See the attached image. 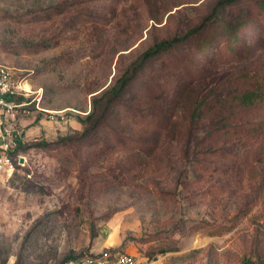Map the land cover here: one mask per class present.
<instances>
[{
  "label": "rangeland",
  "instance_id": "1",
  "mask_svg": "<svg viewBox=\"0 0 264 264\" xmlns=\"http://www.w3.org/2000/svg\"><path fill=\"white\" fill-rule=\"evenodd\" d=\"M0 65L63 115L8 120L0 264H264V101L230 100L264 90V0H0Z\"/></svg>",
  "mask_w": 264,
  "mask_h": 264
},
{
  "label": "built area",
  "instance_id": "2",
  "mask_svg": "<svg viewBox=\"0 0 264 264\" xmlns=\"http://www.w3.org/2000/svg\"><path fill=\"white\" fill-rule=\"evenodd\" d=\"M24 86L14 77L7 66L0 65V182L8 179L15 170V160L11 152L16 148L17 134H12L6 127L9 119L19 114L29 113L30 107L37 111H44L50 118L58 116L63 118L62 112L43 109L40 106L39 94L30 96ZM22 97L23 99H19ZM72 264H144L136 255L123 252L103 251L99 254L87 256Z\"/></svg>",
  "mask_w": 264,
  "mask_h": 264
},
{
  "label": "trees",
  "instance_id": "3",
  "mask_svg": "<svg viewBox=\"0 0 264 264\" xmlns=\"http://www.w3.org/2000/svg\"><path fill=\"white\" fill-rule=\"evenodd\" d=\"M205 27H206V24L202 22L200 25L190 30L185 35V37L187 36L189 37L190 35H195L196 37L199 36L202 33V31H204ZM215 38L216 36H211L209 40H206L204 44L205 47H208ZM181 40L182 38L172 37V38L163 39L159 42L154 43L152 46H150L145 51H143L141 55L131 64L130 66L131 67L130 69H132L131 72L136 73V71H138V69L142 67L144 62H146L149 59H152L153 57L161 54L162 52L170 50L174 45H177L179 41ZM229 47L230 46L228 45V48ZM261 88H262L261 85H256L255 88H250V89L245 88L244 90L240 92L235 91V93H232L230 100L237 102L240 108L245 109L246 106H250V105L264 101V90H261ZM118 90L119 89L117 85H114V87L110 89L113 95L114 94L117 95L119 93ZM19 99H23V98L20 97ZM92 116H93V112L92 113L90 112L84 119H82V121L84 122L86 120H91ZM164 119H165V116H164Z\"/></svg>",
  "mask_w": 264,
  "mask_h": 264
},
{
  "label": "bare ground",
  "instance_id": "4",
  "mask_svg": "<svg viewBox=\"0 0 264 264\" xmlns=\"http://www.w3.org/2000/svg\"><path fill=\"white\" fill-rule=\"evenodd\" d=\"M24 86H25V89H26L27 91H30V89H29V87H28L27 84H25Z\"/></svg>",
  "mask_w": 264,
  "mask_h": 264
},
{
  "label": "crops",
  "instance_id": "5",
  "mask_svg": "<svg viewBox=\"0 0 264 264\" xmlns=\"http://www.w3.org/2000/svg\"><path fill=\"white\" fill-rule=\"evenodd\" d=\"M6 124H7V125H6V127H7V126L9 125V123H8V122H6ZM0 142H1V140H0Z\"/></svg>",
  "mask_w": 264,
  "mask_h": 264
}]
</instances>
